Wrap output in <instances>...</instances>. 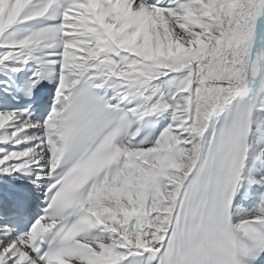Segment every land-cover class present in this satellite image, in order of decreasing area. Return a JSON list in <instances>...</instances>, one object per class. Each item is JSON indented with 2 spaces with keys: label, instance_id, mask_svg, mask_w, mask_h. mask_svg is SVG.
Returning a JSON list of instances; mask_svg holds the SVG:
<instances>
[{
  "label": "snow or ice",
  "instance_id": "obj_1",
  "mask_svg": "<svg viewBox=\"0 0 264 264\" xmlns=\"http://www.w3.org/2000/svg\"><path fill=\"white\" fill-rule=\"evenodd\" d=\"M0 264H264V0H0Z\"/></svg>",
  "mask_w": 264,
  "mask_h": 264
}]
</instances>
